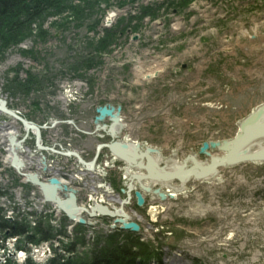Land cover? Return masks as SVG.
Here are the masks:
<instances>
[{"label": "rangeland", "instance_id": "rangeland-1", "mask_svg": "<svg viewBox=\"0 0 264 264\" xmlns=\"http://www.w3.org/2000/svg\"><path fill=\"white\" fill-rule=\"evenodd\" d=\"M64 2L0 46V264H264V151L206 168L264 125V0Z\"/></svg>", "mask_w": 264, "mask_h": 264}, {"label": "trees", "instance_id": "trees-1", "mask_svg": "<svg viewBox=\"0 0 264 264\" xmlns=\"http://www.w3.org/2000/svg\"><path fill=\"white\" fill-rule=\"evenodd\" d=\"M64 3V0H0V46L6 47L30 33L45 9L60 12Z\"/></svg>", "mask_w": 264, "mask_h": 264}, {"label": "bare ground", "instance_id": "bare-ground-1", "mask_svg": "<svg viewBox=\"0 0 264 264\" xmlns=\"http://www.w3.org/2000/svg\"><path fill=\"white\" fill-rule=\"evenodd\" d=\"M140 68V67H139ZM140 74L142 73V68H140L139 69V71H138ZM264 110V109H263ZM256 116H258V115H256ZM263 120V119H262ZM262 120H260V118H258L257 119V121L256 122H254V123H252V126H249L248 125V123H245V125H244V127H243V131H242V134L241 135H239V136H237L235 139H231V140H229V141H227L228 143L225 145V148H227V153H228V150H229V155L228 156H226V155H224L222 158H224V157H226V160H227V157H232V160L234 159V160H237V161H239V160H241V159H245V158H247V159H249V158H252V157H254V156H256V155H258V156H261L263 153V151H264V146L260 149V150H258V151H256V152H253V151H249V148H248V146H247V143L245 142V143H243L244 141V139L243 138H245L247 135H248V138H249V136H251L252 134V132H257V131H260V130H263L262 128V126H264L263 124H262ZM114 125H113V127H116L115 125H119V121H114ZM252 128V129H251ZM114 129V128H113ZM115 130V129H114ZM261 132V131H260ZM244 133H248L247 135L246 134H244ZM247 138V139H248ZM250 139V138H249ZM260 140L261 141H264V139L263 138H260ZM250 143L252 142L253 143V140H248ZM246 145V146H245ZM118 151H120L121 149L120 148H116ZM122 151L124 152V153H126L128 156L126 157L127 159H131V158H133V153H131L132 151L131 150H123L122 149ZM230 151L232 152V153H230ZM130 154V155H129ZM214 157V156H213ZM249 157V158H248ZM154 158H155V160L153 159V158H148V160H147V162H151V164H149V165H146L147 167V169H149V172H147L148 173V175H156V174H159V170H160V168L161 169H163L164 167H162V166H160V165H153V162L154 161H159L160 162V158H159V155L156 153V155L154 156ZM212 158V157H211ZM133 162H135V163H137L136 161H137V159H134V160H132ZM169 162H172L171 163V169L172 170H169L170 171V175H168L167 174V176H169V177H173V176H178L179 177V179H180V181L182 182V181H184V179L185 178H187V176L188 175H190L189 174V172H187V168H183V170L182 169H180L179 170V168H177V163L175 162V161H169ZM210 163V162H209ZM139 165H140V167H142V165L143 166H145L144 164H142V163H140V161H139ZM209 165V164H208ZM210 167V166H209ZM191 168V167H190ZM207 168V170H209L208 169V167H206ZM179 170V171H178ZM188 171H190L191 173H197L198 171H197V169L196 168H191L190 170H188ZM200 171H203V169L201 168V170ZM199 171V172H200ZM187 173V174H186ZM213 178H214V176H212Z\"/></svg>", "mask_w": 264, "mask_h": 264}, {"label": "water", "instance_id": "water-1", "mask_svg": "<svg viewBox=\"0 0 264 264\" xmlns=\"http://www.w3.org/2000/svg\"><path fill=\"white\" fill-rule=\"evenodd\" d=\"M7 112H9V111H7ZM11 115H13L14 116V114L13 113H11V112H9ZM263 128V130H260V131H257V132H252L251 134V136H249V138H248V133H244V134H246L247 136L245 137V138H243L244 140V142L243 143H248L249 141L248 140H253L254 138H259V137H261V136H263L264 137V126H262ZM242 130H243V128H242ZM248 138V139H247ZM230 153H232L231 151H230ZM229 155V150H228V154H227V156ZM246 159V158H245ZM232 161H235L234 159L232 160V157H227V160H226V157H224V158H221V157H219V158H213V159H211V161H210V163H209V165L207 166L208 167V169L211 171V170H215L216 169V167L218 166V165H221V164H225V163H230V162H232ZM210 166V167H209ZM147 169V168H146ZM208 170V171H209ZM147 172H149V169H148V171ZM196 174V173H195ZM149 176H153V177H159V176H161L160 174H154V175H149ZM177 176V175H176ZM31 181L34 183V184H36V185H38L40 188H41V190L43 191V193H44V196L46 197V199L47 200H49V201H51V202H54L55 204H57V206L61 209V210H63L71 219H73L74 218V215L76 214V207H75V204H74V202H73V198L72 197H68V198H66V199H64V200H61V199H59L58 197H55L56 195H55V189H54V187L52 186V185H47V184H45V183H42V182H40V181H38L35 177H31ZM103 211V210H102ZM105 212V211H104ZM103 212V213H104Z\"/></svg>", "mask_w": 264, "mask_h": 264}]
</instances>
